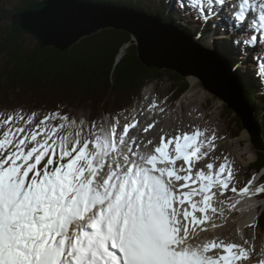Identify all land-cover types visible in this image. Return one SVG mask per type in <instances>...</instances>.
<instances>
[{"label": "snow or ice", "instance_id": "1", "mask_svg": "<svg viewBox=\"0 0 264 264\" xmlns=\"http://www.w3.org/2000/svg\"><path fill=\"white\" fill-rule=\"evenodd\" d=\"M177 7L191 8L204 28L223 12L245 30L237 46L264 50V0ZM167 104V96L154 98L129 115L62 103L0 106V264H264V248L242 232L241 243L214 234L240 203L235 197L264 195V183L253 189V176L236 186L235 162L215 154L225 137L210 120L171 133L158 126Z\"/></svg>", "mask_w": 264, "mask_h": 264}, {"label": "rangeland", "instance_id": "2", "mask_svg": "<svg viewBox=\"0 0 264 264\" xmlns=\"http://www.w3.org/2000/svg\"><path fill=\"white\" fill-rule=\"evenodd\" d=\"M25 3H26V0H5L4 6L7 7L8 9H13L12 7L19 8L22 5H24ZM97 3L103 4L105 2H97ZM105 4H108V3H105ZM109 5L118 6L117 4H114V3H109ZM121 6H123V5H121ZM153 6L156 7L157 4H154ZM130 9L133 10L136 8L131 7ZM156 9L158 10V8H156ZM137 11H139V10H137ZM11 12H14V10ZM17 12H19V11H17ZM17 12H15V13H17ZM146 13H148V12H146ZM12 16H11V18H12ZM11 18L8 20H4V19L2 20L0 18V47L3 46V43H1V39L4 38L9 43L8 44L9 48H11V46H15V47H19V48L24 49V50L29 49V50L33 51L37 45L36 40H34L29 35L18 36L16 34H13L11 32V25H12ZM162 21L168 25H173V26L177 25L178 27H180V26L183 27V25L187 24V20H182V22H178L177 24H172L169 20H166V21L162 20ZM228 21H229V19H228ZM113 30L114 29H110V27L106 28V29H102L95 34L90 35L89 37L83 38L75 46L80 45L79 47L81 49L85 50V52H87L86 51L87 48H92L93 46H97L95 48H100V46L104 43V44H107L108 46L109 45L112 46L111 49H114L115 50L114 53H115L118 49V47H117L118 45H116L113 42L114 38H117V35H115L116 30L114 32H113ZM215 30H216L215 34L219 35V30L217 28ZM192 32H193V30H192ZM212 34L213 35L211 37H213L215 35L214 33H212ZM231 34H232V32H231ZM231 34H229L227 42H226V37H225L224 45H226L225 47L227 49H225V50L222 49L224 47V46H222V43H220V46L222 48L219 45H217L215 42L216 37H213V43H212L213 47L209 48L210 51L211 52L213 51V53H216L217 56L221 57L225 61L227 58L226 53H225L226 50H229L230 47H231V49H233V47L235 46L236 47V51H235L236 54L230 60L227 59L226 61H227V64L230 66L231 70L233 69V65L230 64L231 60H232V63L234 64V68L236 67L237 64H240V71L236 72V71L232 70V72L236 76L237 80L239 81L241 88L242 89L246 88V87L250 88L251 85H249V84L251 82L245 81V80L250 79L251 81H254L257 88H260V90L258 91L259 94H260V91H263L262 93H264V79L259 78L256 75V73H255L256 76L254 75L255 78H253V76L250 75V72L253 71L254 59L260 58L259 54H261L263 50L258 49V51H259L258 53L248 54L242 48H240L241 46H236V44L234 43V41L237 40L238 36H235V34H234V37H232ZM126 35L127 36L129 35L130 39L127 38L128 41L125 42L126 44L122 43L120 50L117 51L118 54L116 53L115 58L113 60L114 67L116 65H118L120 63V61L127 62V60H124V59L128 58V56H130V55L138 58L137 47H136V44H134V43H136L134 37L128 33H125V36ZM192 36H193V34H192ZM170 38H171V36H170ZM204 39L205 38H203V40ZM221 39H223V38H221ZM93 40H95L96 42H94ZM203 40H200V41H203ZM88 41H90V42H88ZM97 44H100V45H97ZM132 44H134L135 48L130 47V46H132ZM75 46H73V48ZM50 48H48L47 50H49ZM53 49H55V48H53ZM220 49L222 50L221 52H224V54H221L219 52ZM47 50H45V51H47ZM71 50H72V48L70 49V51ZM7 54H9V53L6 52L5 50H4V53L2 50L0 52V72H2V69H4V67L7 64V61H6L8 58V56H6ZM76 55H77V53H76ZM86 55L88 56V52L86 53ZM94 55H97V53ZM119 56L121 57V60H120ZM242 56L244 58H242ZM239 59H241V60L238 61ZM176 61L179 62V60H176ZM103 63H104V61H103ZM140 63H141V66H137L136 67L137 70H139L140 72L143 71L142 73H143V75H145V78L148 77V80H146L144 82V86H142L141 91H138L137 89H135V90H133L134 93H131V91L129 89L128 90L126 89L124 91V89H121V87L120 88H113L112 90H109V89L105 90L106 88L104 89L101 82H98L99 84H97V85L94 84V85L89 86L88 90H87V88L85 86L86 82L82 81V78L80 77V79H81V80H79L80 83H78L76 86L65 87L67 89L62 90V92L65 93V96H62L64 93L62 95H57L55 93L57 91L50 89L49 92H48V90H46V94L47 93H49V94L47 95V99L46 100L43 99V100L49 104L47 109H52L55 107V105L57 103H62V106L66 107L67 109L68 108L73 109L72 110L73 112L84 111V110H87L90 108L94 113H96V112H99L101 110H103V112H115L117 110L116 109L117 104L122 105V109H124V105H125V107L130 106V109L133 110V109H135L136 106H140L141 104H142V106H146L147 104H150L154 98H158V99L162 100L165 96H167L168 97L167 106L169 108L170 115L167 118H165V119H167L165 122H169V123H167L168 126H172V125L174 127L184 126L185 124L188 125L189 123L200 124L201 126H203L205 119H208L211 121L212 126L218 128V135H222L225 137V139L218 141V144L220 146L221 145L226 146V148L225 147L221 148L222 147L221 146L219 148V152L229 155L230 158H232L234 160L235 167L238 170V175L236 177V179L238 181L236 186L238 188L243 187L250 179H252V177L255 175L254 174L255 171H258L259 175L261 173H264V168L257 169V166L255 164L256 161L258 160V154L255 153V151H254L253 144L251 143V136H249L250 134H248V132L245 129L243 130L242 133H240V134L238 133L236 123L234 122L232 116L228 113V111L226 109L222 108L224 103L221 104V102L218 98H216L213 94H211L208 90H206L205 87L203 86V84L201 83V81H199L194 76L193 77H191V76L184 77L181 74H179L178 72H174V71L171 72V70H166V69L156 70L154 68L146 67L142 62H140ZM173 64H175V63H173ZM254 67L258 68L257 65H255ZM254 70L256 71V69H254ZM157 72H160V73L162 72L164 74L163 78L159 79L157 77V74H156ZM248 77H249V79H248ZM191 79H196V83L193 84ZM242 81L244 83H246V85H244V83ZM75 82H77V81H75ZM197 83H198V85H196ZM131 86L132 85H130V87ZM102 87H103V90H102ZM202 94L203 95L208 94L210 96V102L205 107H203L202 104L206 103L205 99L207 97H205L206 95H204L205 99L202 98ZM212 96H214L215 98H213ZM39 97H41V96L34 95V94H28L27 96L19 97V99H23V102H26V101H28V99H30L31 101L37 102V104H38L40 102ZM145 97H147V99H145ZM252 98H255V95H253ZM252 98H248L250 102H252V100H253ZM257 98H256V101H253L254 104H258L259 100H261L259 97H257ZM194 102H195V104H194ZM22 106H24L26 109H28V107H29V106L27 107L26 103H23ZM180 106H184V107L188 106V108H186L188 111L182 112L180 110ZM252 106H254V105H252ZM11 107H15V106H11ZM11 107H9V108H11ZM130 109L128 108V110H130ZM193 109H198L199 111L203 112L205 114V117L200 119V120L195 119L196 112L193 111ZM132 110L128 111V113H125V115H129L132 112ZM259 110H260L259 114L261 116L258 115V117L257 116L254 117V121L259 125L260 129L262 130L263 142H264V114H263L264 113L263 112L264 107L260 108ZM190 111H192V116H189L187 114ZM146 113L147 112H145V114ZM165 119H163V121ZM121 121H125L123 117H121ZM181 121H183L182 125H181ZM121 124H124V122H121ZM173 126L170 127L171 129L170 128L169 129L172 130L174 128ZM240 140H243V142H241V144H243L242 146L239 144ZM248 146L252 147V149H250ZM261 152L264 153L263 151H261ZM261 152H258V153H261ZM244 181H246V183H244ZM255 181H256L255 184H258V186L260 184H262V183L258 182L257 179H255ZM262 199L263 200L261 202H262L263 207H261L259 210L260 211V217H259L260 219H258L257 226L255 228H252L251 230L250 229L247 230V233L244 232V236H243V237L246 236V239H248L249 241L256 242V245H258L259 250L261 248H264V221H263V218H264V198H262ZM230 217H229L228 224L223 228L225 230H223V231L221 230V231L224 233L223 235H226L228 232L226 230L229 227L230 233L225 238L233 240V241L238 242V243H241L242 242L240 239L241 230L239 229L238 225L236 226V223H235L236 219L234 217L233 218H230ZM216 234H219V232H217ZM220 237L223 238L222 236H220Z\"/></svg>", "mask_w": 264, "mask_h": 264}, {"label": "water", "instance_id": "3", "mask_svg": "<svg viewBox=\"0 0 264 264\" xmlns=\"http://www.w3.org/2000/svg\"><path fill=\"white\" fill-rule=\"evenodd\" d=\"M11 20L13 34L31 36L43 51L51 47L67 53L83 38L109 27L132 35L140 62L196 77L224 103L222 108L232 116L238 133L245 129L250 134L255 153L264 152L262 130L230 66L186 31L127 7L84 0H36Z\"/></svg>", "mask_w": 264, "mask_h": 264}, {"label": "trees", "instance_id": "4", "mask_svg": "<svg viewBox=\"0 0 264 264\" xmlns=\"http://www.w3.org/2000/svg\"><path fill=\"white\" fill-rule=\"evenodd\" d=\"M33 1L35 0H26V3L21 7H12L13 9H8L4 6L5 0H0V18L2 20L10 19L15 12L22 10ZM86 1L116 3L118 5L131 6L139 10H142L143 8L148 12H151V9H153L154 11H152V14H158L163 20H169L171 23L180 21L181 15L183 14V18L185 17L190 21V27L186 28L188 32H190L191 25L194 23L193 18L189 17L185 12L183 13L178 11L176 14L175 11L170 9V3L168 0ZM154 4H157L158 7H154ZM156 8H158V10ZM13 10L14 12H11ZM163 14H165L168 19ZM114 31L115 30H113V32ZM115 35H117V38H114L113 42L118 45V51L120 50L122 43L128 41L130 37L129 35L125 36V33L120 31H115ZM93 41L96 42L95 40ZM1 43H3V46L0 47V52L2 50L4 53L5 50L9 54L6 55L8 56L6 60L7 64L4 69H2V72H0V106L6 105L7 107H11L26 103L27 107L29 106L28 108H43L46 110L49 105L44 101L47 99V95L49 94H46V90L49 92L50 89H53L54 91H57L55 92L57 95H62L64 93L62 90L67 89L65 87H74L80 83V77L82 78V81L86 82L85 86L87 90L89 86L94 84L97 85L99 84L98 82H101L104 89L106 88L105 90H112L113 88L121 87V89H124V91L129 89L131 93H134L133 90L135 89L141 91L142 86H144V82L148 80V77L145 78V75H143V71L140 72L136 68L137 66H141V63L137 57L130 55L128 58L124 59L127 60L128 63L120 61V63L114 67L113 60L117 51L114 53L115 50L111 49L112 46H108L104 43L100 46V48H95L97 46L87 48L86 51L88 52V56L86 55L87 52L79 47L80 45L75 46L68 53H60L58 50L53 48L43 51L39 48L38 44L33 51L29 49L24 50L15 46H11V48H9V43L4 38L1 39ZM130 47L135 48L134 44H132ZM93 53H97V55H94ZM156 74L159 79L163 78L164 76L162 72H157ZM119 82L123 84H120ZM130 85L132 86L130 87ZM255 90L259 91V89L252 84L250 88L246 89L247 97L252 98L253 95H256L257 92ZM252 93L254 94L252 95ZM28 94L41 96L39 97L40 102L37 104V102H33L30 99H28L26 102H23V99H19V97H24ZM62 96H65V93ZM252 105L255 106L256 110L260 111L259 109L264 107V98L259 100L258 104L253 103ZM129 107H125L124 105V108ZM116 109V112L122 111V105L117 104ZM258 115L259 113L257 112L256 116L258 117ZM255 164L257 169L264 167V153H258V160Z\"/></svg>", "mask_w": 264, "mask_h": 264}, {"label": "bare ground", "instance_id": "5", "mask_svg": "<svg viewBox=\"0 0 264 264\" xmlns=\"http://www.w3.org/2000/svg\"><path fill=\"white\" fill-rule=\"evenodd\" d=\"M84 1H86V0H84ZM108 3V2H107ZM102 4V3H101ZM116 4V3H115ZM134 8V7H133ZM137 10H139V9H133V11H137ZM152 11H154L153 9H151V12L148 14V13H146V11H145V9H143L142 8V10H139L138 12H141L142 14H145L147 17H151V18H153V19H155V18H159L161 21L163 20L161 17H160V15H158V14H151L152 13ZM184 11V9L182 10V12ZM190 12H194V11H190ZM195 13V12H194ZM151 14V15H150ZM186 14H191V13H186ZM166 18H167V16L165 15V14H163ZM162 16V15H161ZM183 14L181 15V20H183ZM193 17V16H192ZM195 17V16H194ZM168 19V18H167ZM184 20H187L188 21V19L187 18H185L184 17ZM174 21V20H173ZM177 23V22H176ZM195 24H198V26H199V28H200V30H198L197 28H195L194 30H193V32H192V30H190V32H187V34H189V35H191L192 36V34H193V36H201V31L203 32V26H202V24L198 21V20H195ZM213 24H215L216 25V27L215 28H213ZM209 26H211V32L212 33H216V28L219 30V35L218 34H215L213 37H216V40H215V42H216V44L217 45H219L220 46V43L221 42H225V37H226V40L228 39V36H229V33H230V28L232 27V22H231V20L229 19V21H228V17L226 16V14H224V13H221V15H219V16H217V18H215V20H212V23L210 22L209 24H208ZM195 27H197V26H195ZM251 30V29H250ZM121 32V31H120ZM210 32V31H209ZM210 32V33H211ZM210 33H205V36L203 37V38H205L204 40L201 38L200 40H203V41H200V40H197L201 45H202V47L204 48V49H206V50H210L209 48H212L213 47V37H211L213 34H210ZM232 35V34H231ZM208 36V37H207ZM221 38H223V39H221ZM196 40V39H195ZM209 41H212V43H211V45H209ZM221 47V46H220ZM230 47V46H229ZM222 48V47H221ZM223 50H225V49H227L225 46L222 48ZM236 47L234 46L233 47V49H231V48H229V50H226V57H227V53H228V55H230V57L232 58V57H234V55L236 54ZM213 52V51H212ZM262 52H264V51H262ZM216 54V53H215ZM232 54H233V56H232ZM120 57V56H119ZM259 59V58H258ZM120 60H121V57H120ZM227 60V59H226ZM225 60V62L227 63V61ZM241 59H239L238 61H240ZM129 65V64H128ZM127 65V66H128ZM228 65V64H227ZM234 65V64H233ZM255 68H254V66H253V71L252 72H250V75L251 76H253V78H255V73L257 72V68H256V71L254 70ZM233 70V69H232ZM234 71V70H233ZM121 73V72H120ZM131 73V72H130ZM255 75V76H254ZM119 77V76H118ZM248 79H249V77H248ZM128 80V79H127ZM192 80V83L194 84V83H196V79H191ZM253 80V79H252ZM119 81V80H118ZM126 81V80H125ZM130 81V80H129ZM129 81H128V83H129ZM245 81H248V82H251L252 84H254L255 86H256V84L254 83V81H251L250 79L249 80H245ZM259 81V80H258ZM116 82H117V80H116ZM132 82V81H131ZM135 82V81H134ZM133 82V83H134ZM120 83V82H119ZM132 83V84H133ZM244 83V82H243ZM249 84V85H251L252 86V84ZM120 84H123V83H120ZM244 84H246V83H244ZM196 85H198V83L196 84ZM125 86H126V84H125ZM239 86H241L240 84H239ZM120 87V86H119ZM123 87V86H122ZM134 87V86H133ZM241 88V87H240ZM257 88V87H256ZM246 89H248V88H243V93H244V96H246V98H247V95H246ZM256 91V90H255ZM146 92V91H145ZM148 92V91H147ZM254 92V91H253ZM263 91H260V94H257V95H255V98H252L253 100H252V102H250L249 101V99L247 98V102H248V104L251 106V108L254 110L255 109V107L254 106H252V103H253V101H256V98L257 97H259L260 99H262V98H264V93H262ZM205 93V92H204ZM254 93H252V95H253ZM204 95H206L205 97H207L206 99L204 98ZM202 94V98H204L205 99V102L206 103H203L202 104V106L203 107H205L206 105H208L209 104V102H210V96L208 95V94ZM213 98H215L214 96H212ZM77 98V97H76ZM78 99V98H77ZM258 99V98H257ZM81 102V101H80ZM151 104V103H150ZM193 104V103H192ZM194 104H195V102H194ZM221 104H223V102L221 103ZM148 105L149 104H147L146 106H143L145 109L148 107ZM142 106V104L140 105V106H138L139 108ZM138 108V109H139ZM186 108H188V106H180V110L182 111V112H186V111H188ZM258 108V107H257ZM84 109V108H83ZM259 109V108H258ZM257 112L259 113V111L258 110H254V112H253V115H254V117H256V114H257ZM264 112V111H263ZM249 113L250 114H252V112L249 110ZM183 114V113H182ZM264 114V113H263ZM262 114V115H263ZM146 115H148V113H146L145 114V116ZM260 115V114H259ZM261 116V115H260ZM140 119H141V121L143 122L144 121V116H141L140 117ZM167 119H165L164 121L163 120H161V122H160V125H158V126H163L164 127V129H165V131H168V132H172V130H170L171 128L170 127H172V126H168L167 125V123H169V122H165ZM186 125L187 124H185L184 125V127H185V130H190V129H187L186 128ZM174 127V126H173ZM170 128V129H169ZM241 142H243V140H240L239 141V144L242 146L243 144H241ZM222 146V147H221ZM219 145V147H218V149H217V151H216V155H220L221 153L219 152V148L221 147V148H223V147H225L226 148V146L225 145ZM249 147V146H248ZM250 149H252V147H249ZM260 155V154H259ZM258 172V171H257ZM252 188L254 189V185L252 186ZM236 198H239L240 199V203L237 205V207H236V209L233 211V213H232V215H231V217L230 218H235L236 220H235V223H236V226L238 225V227H239V229L241 230V232H242V234H243V236H244V232L245 233H247V230H251L252 229V227H254L255 226V224H256V220H257V218L259 217V211L258 210H260V208L261 207H263V205H262V202H261V200L260 199H258V197H257V195H255V196H251L250 198L249 197H236ZM245 225H254V226H250V227H245ZM227 228V227H226ZM236 228V227H235ZM237 229V228H236ZM246 229V230H245ZM223 230H225V229H219V234H216V235H220V236H222L223 238H225L229 233H230V229H229V227H228V229L226 230V231H228L227 232V234L226 235H223L224 233L222 232ZM238 230V229H237ZM244 230V231H243ZM240 233V232H239ZM245 239H246V236L244 237ZM238 243V242H237ZM255 243V247H256V249H257V251L259 252V248H258V245H256V242H254ZM256 259H257V257H254L253 258V264H255V262H256Z\"/></svg>", "mask_w": 264, "mask_h": 264}]
</instances>
